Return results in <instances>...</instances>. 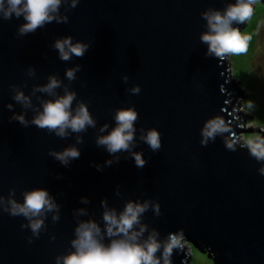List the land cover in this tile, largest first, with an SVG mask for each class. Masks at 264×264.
<instances>
[{
  "label": "water",
  "instance_id": "obj_1",
  "mask_svg": "<svg viewBox=\"0 0 264 264\" xmlns=\"http://www.w3.org/2000/svg\"><path fill=\"white\" fill-rule=\"evenodd\" d=\"M234 2L80 0L67 11V24L52 22L23 36L17 33L23 17L0 18V195L7 197L15 189L22 202L24 191L43 187L60 205L59 221L53 223L48 214L46 229L31 243L30 228H21L27 220L0 212V264H56L57 255L72 250L79 220L94 218L103 226L102 199L118 210L129 199L158 202L161 214L149 208L142 222L161 239L170 232L182 235L183 247L174 250L172 264L189 263L185 245L214 264H264V175L259 172L264 165L240 139L242 132H259L255 140L264 139V132L244 127L247 117L236 101L243 91L231 78L229 56H207V45L200 40L207 30L202 12L223 11ZM244 26L234 25L239 30ZM69 35L91 46L82 58L61 61L52 45ZM76 64L81 70L69 86L88 104L97 128L80 134L81 155L64 166L49 149L74 144L76 134L62 139L34 125L24 127L9 120L12 112L6 106L23 110L12 99L10 85L23 87L26 81L23 90L30 94L34 84L46 83L52 74L67 84L65 70ZM28 67L35 69V78L26 76ZM136 84L141 92L133 95L127 90ZM33 102L39 106L35 97ZM129 106L139 114L133 150L142 152L146 164L138 168L130 153H120L119 162L106 166L112 157L95 143L98 128L108 123L110 130L115 110ZM25 114L29 120L34 115L31 110ZM212 118L223 120L228 130L202 145V130ZM151 127L161 134L158 152L139 140L141 128ZM227 143H234L235 150ZM81 197L90 203L83 204ZM80 208L88 216H75Z\"/></svg>",
  "mask_w": 264,
  "mask_h": 264
},
{
  "label": "clouds",
  "instance_id": "obj_2",
  "mask_svg": "<svg viewBox=\"0 0 264 264\" xmlns=\"http://www.w3.org/2000/svg\"><path fill=\"white\" fill-rule=\"evenodd\" d=\"M79 3L80 0H0V18L10 20L13 17H23L24 23L17 28V33L23 36L34 33L52 22L67 24V11L75 9ZM254 3L255 0H235L223 11L209 8L202 12V18L207 22V30L201 33L200 40L207 45V56L224 59L229 55L248 51L251 37L242 35L234 25L244 24L249 20L253 15ZM62 6H65L63 14ZM90 46L88 42H74L70 35L57 38L52 45L61 61H70L73 57L82 58ZM80 70L79 64L65 70L67 84L57 74L49 75L46 83L34 84L30 94L23 90L27 87L26 81L23 87L12 84V99L21 105L23 110L17 113L13 110L12 103L6 106L12 112L9 120L17 121L24 127L34 125L62 139L76 134L74 144L62 150L49 149V155L64 166L80 157L81 152L77 147L83 143V136L80 134L87 132L89 128H97V120L90 112L88 104L78 100L77 93L69 86L77 79ZM26 76L35 78V69L28 67ZM128 79L127 74L122 76L125 83ZM58 89H63V93L60 94ZM127 91L138 95L141 87L136 84ZM33 97L39 102V106L33 102ZM28 110L34 113L31 120L26 118L25 113ZM113 119L115 126L109 130L108 123L100 125L99 134L95 138L96 145L106 149L112 157L105 161V165L111 166L114 161L119 162L120 153H130L135 165L143 168L146 160L142 152L133 150L137 143V109L134 106L117 108ZM227 130L223 120L209 119L202 130L201 144L206 145L209 137L214 138L217 133ZM139 140L146 143L153 152H158L161 148V134L155 127L147 130L141 128ZM241 146L247 147L250 155L264 165V139L249 140ZM227 147L229 150H235L234 143H227ZM96 167L97 170H103V166L99 164ZM259 172L264 175V166ZM116 194L120 195L119 189ZM81 202L90 203L87 197H81ZM101 206L103 226L94 218L79 220L74 228V237L70 241L72 250L67 254L57 255L56 264H172L174 250L183 247L182 235L170 232L167 237L161 239L156 229L149 231L148 225L142 222V217L149 208L156 216L161 214L158 202L129 199L123 208L118 210L109 207L107 199H102ZM0 212L27 220L26 224H21V228H30L32 236L29 237V243L33 237L38 238L41 231L46 229L45 219L48 214H51L53 223L60 219V205L43 187L24 191L22 202L15 198V189H10L7 197L0 195ZM74 215L88 216V212L80 208L74 211ZM51 239L55 240V235H52ZM106 239L108 243H105Z\"/></svg>",
  "mask_w": 264,
  "mask_h": 264
},
{
  "label": "rangeland",
  "instance_id": "obj_3",
  "mask_svg": "<svg viewBox=\"0 0 264 264\" xmlns=\"http://www.w3.org/2000/svg\"><path fill=\"white\" fill-rule=\"evenodd\" d=\"M242 35L251 37L248 51L238 55H229L231 78L243 91L236 97L239 109L247 117L243 121L246 129L259 128L264 132V0H255L253 15L240 30ZM261 133L242 132L241 140H255ZM191 258L188 264H214L206 254L188 247Z\"/></svg>",
  "mask_w": 264,
  "mask_h": 264
},
{
  "label": "bare ground",
  "instance_id": "obj_4",
  "mask_svg": "<svg viewBox=\"0 0 264 264\" xmlns=\"http://www.w3.org/2000/svg\"><path fill=\"white\" fill-rule=\"evenodd\" d=\"M189 250V249H188Z\"/></svg>",
  "mask_w": 264,
  "mask_h": 264
}]
</instances>
